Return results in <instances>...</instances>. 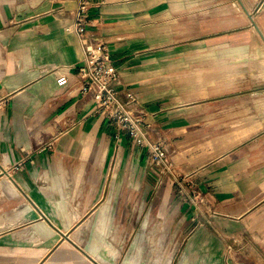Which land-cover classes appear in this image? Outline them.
I'll list each match as a JSON object with an SVG mask.
<instances>
[{
  "label": "crops",
  "instance_id": "crops-1",
  "mask_svg": "<svg viewBox=\"0 0 264 264\" xmlns=\"http://www.w3.org/2000/svg\"><path fill=\"white\" fill-rule=\"evenodd\" d=\"M87 1L213 213L79 95L78 0H0V264H264V0Z\"/></svg>",
  "mask_w": 264,
  "mask_h": 264
},
{
  "label": "built area",
  "instance_id": "built-area-1",
  "mask_svg": "<svg viewBox=\"0 0 264 264\" xmlns=\"http://www.w3.org/2000/svg\"><path fill=\"white\" fill-rule=\"evenodd\" d=\"M88 4L87 0H78L79 12L74 29L82 42L84 53V59L78 65L76 73L80 81L79 95L87 98L93 106L94 113L102 116L106 123L113 127L117 143L121 141L122 133L127 134L137 147L147 149L151 164L159 167L160 175L168 176L173 180L179 196L195 207L199 205L213 213L199 189L186 181L173 164L166 149V141L148 140L152 124L146 109L139 104L131 92L117 88L119 75L106 42L86 36L87 22L81 15L89 8ZM68 80L65 74H60L56 83L59 87H64L68 84ZM230 252L231 249H227V253Z\"/></svg>",
  "mask_w": 264,
  "mask_h": 264
}]
</instances>
